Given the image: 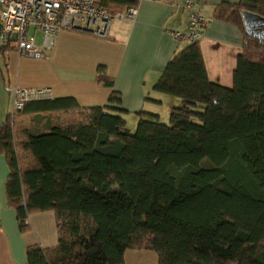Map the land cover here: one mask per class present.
Here are the masks:
<instances>
[{
    "label": "trees",
    "instance_id": "obj_1",
    "mask_svg": "<svg viewBox=\"0 0 264 264\" xmlns=\"http://www.w3.org/2000/svg\"><path fill=\"white\" fill-rule=\"evenodd\" d=\"M138 1L95 3L115 15ZM241 11L264 18V0L221 3L211 16L244 39L230 87L209 80L198 41L167 62L153 86L178 101L167 124L141 111L126 132L115 91L102 108L63 97L5 116L7 205L21 232L51 213L57 237L27 246L26 264H123L126 250L158 264H264V41L245 33Z\"/></svg>",
    "mask_w": 264,
    "mask_h": 264
},
{
    "label": "crops",
    "instance_id": "obj_2",
    "mask_svg": "<svg viewBox=\"0 0 264 264\" xmlns=\"http://www.w3.org/2000/svg\"><path fill=\"white\" fill-rule=\"evenodd\" d=\"M188 1L196 3L206 19L198 43L207 76L213 83L230 87L244 39L236 27L211 16L215 6L239 0H139L135 17L112 22L108 39L62 31L44 42L40 32L29 28L43 57L31 59L20 56L16 49H7V64L3 67L0 55V127L11 112L12 96L5 91L10 86L47 88L45 99L72 97L82 110L106 106L115 91L121 97L126 121L134 124L141 111L167 121L171 107L178 101L155 92L153 86L167 62L187 45L173 40L171 33L186 31L188 14L184 4ZM7 176V163L0 153V264H26L27 246L57 245L53 216L49 212L31 215L29 231L21 232L15 211L7 205ZM123 264H158V259L152 251L126 250Z\"/></svg>",
    "mask_w": 264,
    "mask_h": 264
},
{
    "label": "built area",
    "instance_id": "obj_3",
    "mask_svg": "<svg viewBox=\"0 0 264 264\" xmlns=\"http://www.w3.org/2000/svg\"><path fill=\"white\" fill-rule=\"evenodd\" d=\"M188 22L185 32H172L173 40L185 44L198 41L206 26V19L194 2H185ZM137 6L111 15L95 0H0V38L12 43L20 56L41 59L43 50L34 45L29 28L42 34L44 42L62 31L87 34L97 39H108L113 20H132ZM12 34L15 40L11 41ZM12 96L11 112L22 108L28 101L47 98L49 89H19L6 87Z\"/></svg>",
    "mask_w": 264,
    "mask_h": 264
},
{
    "label": "water",
    "instance_id": "obj_4",
    "mask_svg": "<svg viewBox=\"0 0 264 264\" xmlns=\"http://www.w3.org/2000/svg\"><path fill=\"white\" fill-rule=\"evenodd\" d=\"M241 18L245 33L248 36H253L260 41H264V18L257 16L255 14L241 11ZM15 40V34H12L11 41Z\"/></svg>",
    "mask_w": 264,
    "mask_h": 264
},
{
    "label": "rangeland",
    "instance_id": "obj_5",
    "mask_svg": "<svg viewBox=\"0 0 264 264\" xmlns=\"http://www.w3.org/2000/svg\"><path fill=\"white\" fill-rule=\"evenodd\" d=\"M0 41H1V39H0ZM161 122L167 124V121L161 120ZM136 123L137 122H134V124H133V122L131 120H127V125L125 127V131L128 132V133H133L134 130H135V127L137 125Z\"/></svg>",
    "mask_w": 264,
    "mask_h": 264
}]
</instances>
